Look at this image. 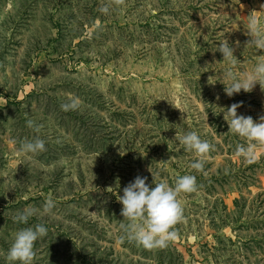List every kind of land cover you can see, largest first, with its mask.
<instances>
[{
    "label": "rangeland",
    "instance_id": "rangeland-1",
    "mask_svg": "<svg viewBox=\"0 0 264 264\" xmlns=\"http://www.w3.org/2000/svg\"><path fill=\"white\" fill-rule=\"evenodd\" d=\"M105 2L0 0V264L15 233L36 224L48 233L33 264H180L179 253L181 264H264V153L238 158L245 141L220 112L238 103L258 122L264 92L228 97L220 80L230 65L213 52L227 39L233 70L254 67L264 51L246 45L244 26L264 17V0H125L104 15ZM69 97L79 107L63 111ZM189 131L215 146L203 172L175 139ZM37 137L44 152L17 156ZM149 169L170 186L183 175L198 185L180 197L178 239L152 251L119 241V195L137 175L155 187ZM49 196L51 214L13 222Z\"/></svg>",
    "mask_w": 264,
    "mask_h": 264
},
{
    "label": "clouds",
    "instance_id": "clouds-1",
    "mask_svg": "<svg viewBox=\"0 0 264 264\" xmlns=\"http://www.w3.org/2000/svg\"><path fill=\"white\" fill-rule=\"evenodd\" d=\"M124 4L125 0H106L99 11L108 15L112 9H119ZM261 9H264V4L261 5ZM100 27L99 23L95 25V29ZM244 27L245 35L249 37L246 45L254 47L257 52L264 51V17L251 14ZM92 34V32L88 33L89 38ZM235 46L239 47V41L236 42ZM216 51H219L223 60L230 65V67L225 68L223 79L220 80L225 86L224 92L228 97L239 94L241 90L250 93L257 85L264 92V56L259 58L250 71L241 74L233 70L237 64L234 55L235 48L227 39L220 41L213 52ZM210 77H208L207 83L214 86L217 80ZM168 102L173 107L180 109L182 113L185 112L179 105ZM240 106L238 103H233L227 109L221 108L220 112H223V118L228 125V132L245 141L244 144L237 145L235 155L245 163L251 164L258 159V149L264 153V116H260L257 122L251 116L238 115L237 109ZM78 107V99L72 97H69L67 103L61 104L63 111L76 110ZM26 123L34 132L39 133L41 131L42 126L35 124L34 121L28 120ZM175 139L184 151L194 155L195 159L190 164V168L197 172H203L207 157L215 150V146L208 140L201 139L196 131H189L182 135L176 134ZM45 150V141L37 137L34 140L24 142L17 151V156L27 157L42 153ZM149 171L152 174L155 187H150L146 183L148 177L137 175L134 181L129 182L123 188V195H119L118 201L122 204V221H126V223L122 222L119 225L121 230L119 241L121 243H133L144 250L152 251L164 249L178 239L176 225L184 221V207L180 197L182 194L196 193L198 185L195 176L183 175L176 178L174 186H170L166 181H158L157 174L150 169ZM107 191L111 192L110 190ZM55 206V201L49 196L41 209L26 208L13 217V222L27 224L32 216L51 214ZM47 233L48 229L43 224H36L34 228L27 227L17 231L4 256L7 264H33L36 255L34 251L35 242L45 237Z\"/></svg>",
    "mask_w": 264,
    "mask_h": 264
},
{
    "label": "trees",
    "instance_id": "trees-1",
    "mask_svg": "<svg viewBox=\"0 0 264 264\" xmlns=\"http://www.w3.org/2000/svg\"><path fill=\"white\" fill-rule=\"evenodd\" d=\"M171 249L177 251L178 253L180 252L179 249L176 246H171ZM82 258H83L84 261H88L89 260L87 257H84V255L82 256ZM179 258H180V262L179 263L181 264L182 261L184 260V257H183L182 253H179Z\"/></svg>",
    "mask_w": 264,
    "mask_h": 264
}]
</instances>
